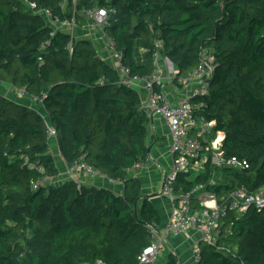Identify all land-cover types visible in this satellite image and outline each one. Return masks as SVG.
I'll return each mask as SVG.
<instances>
[{
	"label": "trees",
	"instance_id": "1",
	"mask_svg": "<svg viewBox=\"0 0 264 264\" xmlns=\"http://www.w3.org/2000/svg\"><path fill=\"white\" fill-rule=\"evenodd\" d=\"M63 2L0 0V83L24 87L47 110L43 115L0 93V264H140L150 227L163 222L141 179L128 175L150 154V117L139 89L102 57L94 39L57 30L41 13L75 16L77 25L88 26L87 10L99 7L108 10L103 31L131 77L154 74L159 53L173 61V83L180 85L179 77L200 65L203 50L211 52L215 70L209 92L193 99L196 114L215 121L226 135L222 151L246 158L249 167L208 164L198 175H179L176 189L206 183L228 205L223 219L230 232L222 230L218 244L201 242L196 264H264V207L236 216L228 199L235 188L264 187V0ZM47 121L68 166L83 158L122 180L123 190L44 180L60 173ZM222 244L237 248L218 249ZM166 264H181L177 253Z\"/></svg>",
	"mask_w": 264,
	"mask_h": 264
},
{
	"label": "built area",
	"instance_id": "2",
	"mask_svg": "<svg viewBox=\"0 0 264 264\" xmlns=\"http://www.w3.org/2000/svg\"><path fill=\"white\" fill-rule=\"evenodd\" d=\"M66 3L67 0H64L63 5L65 6ZM30 5L36 7V3L32 2ZM41 11L55 29L69 31L72 36L75 35L74 30L77 26L75 16L71 20L53 19L48 10ZM87 14L91 20V26L103 29L108 17V10L105 7L89 9ZM106 38L108 46L115 52L113 41L108 36ZM158 55L159 53L156 58ZM115 58L119 61L117 66L126 82L138 89L140 83H144L143 87L148 93L145 98H142L141 107L148 113L150 118L160 115L164 119L170 138L172 164L163 176L161 189L170 204L169 217L165 223L153 224L150 227L151 242L140 254V264L155 262L163 246L168 243L169 238L189 235L191 232L199 234V239L195 240L192 246V264H196L200 259L201 242L218 244L220 233L225 230L223 218L226 216L228 205L221 203L218 195L209 190L206 183H199L190 190L183 187L177 190L176 181L178 176L181 174L198 175L205 172L208 164L213 168L228 167L237 170L249 167L246 158L228 156L222 151V143L226 135L223 130L216 128L215 121H208L204 116L196 114L199 105L194 103L193 99L209 92V78L215 70L214 57L209 50L204 49L200 65L187 75L179 77L180 85H175L179 87L183 95L177 99L169 97L163 88L160 90L154 89L155 84L163 86L166 81V78L158 69L151 76L131 77L128 75V69L121 64L122 54L115 52ZM175 74L176 71L173 70L168 78L169 82L173 83ZM18 92L20 97H27V91L24 87L20 88ZM30 100L35 103L38 102L36 96H32ZM47 123L50 152L54 154V144L59 145L58 132L48 121ZM148 160L137 162L130 170L137 172L147 165ZM67 172L69 179H74L79 189L83 184L81 181L82 175L107 177L112 183L117 181L124 183L122 180L106 176L83 158L70 164ZM214 172L215 170H212L209 178V182L212 184L216 183L213 179ZM129 176L137 177L136 173ZM38 184V182H34L33 186L37 187ZM228 199L230 201L229 206L235 209L236 216H239L250 206L258 209L264 207V187L255 192H248L245 187H238L230 193ZM239 211L240 213H238ZM229 225L231 226V224ZM231 248L236 249L237 246H231L230 244L218 245V249L230 251ZM94 264L106 263L98 259Z\"/></svg>",
	"mask_w": 264,
	"mask_h": 264
},
{
	"label": "crops",
	"instance_id": "3",
	"mask_svg": "<svg viewBox=\"0 0 264 264\" xmlns=\"http://www.w3.org/2000/svg\"><path fill=\"white\" fill-rule=\"evenodd\" d=\"M74 32L76 37L94 39L102 57L108 60L113 65H119V61L117 60V58H115V52L106 43L107 38L103 29L99 27L94 28L93 26H91V20L89 21L88 26L77 25L75 27ZM156 63L158 66V71L161 72V74L166 78V81L163 84V90L167 94H169V97H173L175 99L182 96L183 92L179 89V87H177L174 83L169 82L168 80L169 76L173 72L172 66L168 59L165 56L159 54L156 58ZM173 68L175 71V66H173ZM143 85L144 83L141 82L139 92L142 98H145L147 96L148 91L143 87ZM0 93L2 95L14 99L15 101L23 102L25 104L33 106L43 115L47 113V110L45 109L43 104L32 102L27 97H20L17 88L12 86L11 84L4 82L0 83ZM150 133V154L147 165L139 169L137 172L129 170L128 175H133L134 173H136L137 177L142 181L143 194L150 197V199L156 204L159 211L167 210L165 214H161L163 218L162 223H165L169 217L170 204L168 202L167 197L161 191L162 179L165 172H167L171 167L172 155L170 152V138L168 128L165 124L164 119L160 115H155L153 118H150ZM53 151L60 167V173L59 175L53 178H48L47 181L60 184L65 180L69 179V175L67 172L68 165L59 150L58 144H54ZM159 159L161 160V162H159V164L157 165L155 161L157 162V160ZM81 181L83 184L87 185L111 187L117 192H121L124 186L123 183L118 181L115 183L110 182L107 177H95L91 175H82ZM162 202H165V205H162ZM228 226L230 229L231 226ZM227 230L228 229H226L225 227V231ZM197 239H199V234L196 232H191L189 235L169 238L168 243L164 245L165 248H162L161 253L157 257L155 262L151 264H166L167 257L171 251L177 253L181 264H192V246L193 242ZM163 252L166 253L165 260L163 259Z\"/></svg>",
	"mask_w": 264,
	"mask_h": 264
},
{
	"label": "rangeland",
	"instance_id": "4",
	"mask_svg": "<svg viewBox=\"0 0 264 264\" xmlns=\"http://www.w3.org/2000/svg\"><path fill=\"white\" fill-rule=\"evenodd\" d=\"M94 28H95V26H94ZM75 33V32H74ZM107 43V42H106ZM137 53H138V58L139 59H141V57H142V49H141V47L140 46H138V50H137ZM176 71V70H175ZM169 95V94H168ZM153 153V152H152ZM158 159V158H157ZM159 162H161V160L159 159V160H157V162L155 161V163L158 165L159 164ZM163 204L162 205H165V202H162ZM161 212V214L163 215V214H165L166 212H167V210H163V211H160ZM238 213H240V211L238 212ZM237 213V214H238ZM224 222H225V219L223 220ZM226 229H228L227 231H225V232H229V226L227 227L226 226ZM165 248V246L163 247V249ZM163 254V256H164V260L166 259V253L165 252H163L162 253Z\"/></svg>",
	"mask_w": 264,
	"mask_h": 264
},
{
	"label": "water",
	"instance_id": "5",
	"mask_svg": "<svg viewBox=\"0 0 264 264\" xmlns=\"http://www.w3.org/2000/svg\"><path fill=\"white\" fill-rule=\"evenodd\" d=\"M168 61L170 62L171 66H172V70H174V68H173L174 63H173V61H171L169 58H168Z\"/></svg>",
	"mask_w": 264,
	"mask_h": 264
}]
</instances>
